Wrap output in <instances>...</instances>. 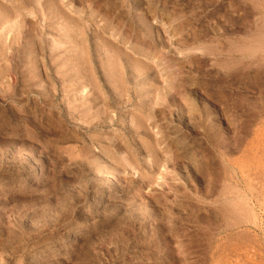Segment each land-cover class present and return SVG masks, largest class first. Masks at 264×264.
Returning a JSON list of instances; mask_svg holds the SVG:
<instances>
[{
  "label": "rangeland",
  "instance_id": "1",
  "mask_svg": "<svg viewBox=\"0 0 264 264\" xmlns=\"http://www.w3.org/2000/svg\"><path fill=\"white\" fill-rule=\"evenodd\" d=\"M0 264H264V0H0Z\"/></svg>",
  "mask_w": 264,
  "mask_h": 264
},
{
  "label": "bare ground",
  "instance_id": "2",
  "mask_svg": "<svg viewBox=\"0 0 264 264\" xmlns=\"http://www.w3.org/2000/svg\"><path fill=\"white\" fill-rule=\"evenodd\" d=\"M116 63V62H115ZM120 82V81H119ZM150 121V120H149ZM185 145H187V143L185 142ZM166 150V149H165ZM158 179V178H157ZM161 179V178H160ZM13 234V233H12ZM181 258H182V256H181ZM44 263V262H43Z\"/></svg>",
  "mask_w": 264,
  "mask_h": 264
}]
</instances>
